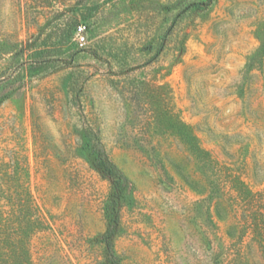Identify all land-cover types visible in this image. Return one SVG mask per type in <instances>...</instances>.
Segmentation results:
<instances>
[{
	"label": "rangeland",
	"instance_id": "obj_1",
	"mask_svg": "<svg viewBox=\"0 0 264 264\" xmlns=\"http://www.w3.org/2000/svg\"><path fill=\"white\" fill-rule=\"evenodd\" d=\"M159 1L0 0V79L12 74L0 80L12 91L0 101V216L11 264H104L114 182L86 121L131 182L114 236L121 264H264V53L253 62L264 0H211L184 18L178 61L170 37L147 62ZM70 16L91 47L80 57L81 90L70 68L16 76L29 49L71 30ZM114 46L144 66L126 74L97 59ZM171 113L209 151L212 171L169 128ZM31 216L45 224L33 235Z\"/></svg>",
	"mask_w": 264,
	"mask_h": 264
},
{
	"label": "trees",
	"instance_id": "obj_2",
	"mask_svg": "<svg viewBox=\"0 0 264 264\" xmlns=\"http://www.w3.org/2000/svg\"><path fill=\"white\" fill-rule=\"evenodd\" d=\"M210 5L211 0H170L167 2L160 0L155 11L162 14V21L159 23V27L156 31H154L152 38L144 42L142 46L143 52L152 53L147 62H155L162 56L170 37H176L174 41V49L176 61H178L186 50V38L185 36L181 37L179 35L183 29L182 22L184 18L189 15L191 16L205 12L209 9ZM83 16L88 18L91 16V13L87 11V13ZM169 16L172 18V23L167 24L165 23V18ZM67 20L71 30L68 32L63 31L64 34L58 43L29 49L30 58L25 63L19 62V69L16 71V76H19L21 77V80H24L26 77L33 78L51 68H70L71 70H74L73 75L78 73L74 77L75 80L73 81V89L77 90V92L81 90L82 85L79 82L80 77H82L85 70L81 69L82 64L80 63V57L86 54L88 49H91V47L84 48L79 42H75V33L81 25L76 23L71 16L68 17ZM84 27L86 29L90 26L84 24ZM257 31L261 46L257 49L253 62H255L256 59L261 60L264 53V23L258 27ZM47 36L50 39L52 35L47 34ZM97 59L106 65L116 66L121 73L126 74L134 70L136 67L144 66L139 63L137 65L131 64L129 59L122 54L117 46L107 49L106 55H98ZM11 78L12 74L4 76L0 80L5 81ZM11 93L12 91L6 89V85L0 87V101L9 97ZM76 96L79 107H81L80 95ZM83 116H86L85 113H83ZM168 126L172 132L175 133L187 146L189 151L197 157V159H199L205 167L212 171L211 169H213V163L210 153L199 144L192 128L175 113L170 114ZM84 131L85 135L89 138L91 148L97 156L100 165L113 178L114 182L113 191L108 195L104 204V212L107 218V228L100 237V241L104 243L106 248L104 264H121L114 249V236L119 226L118 206L123 199L129 197L131 182L128 176L111 159L100 139L98 130L91 125L90 121H86ZM211 183H213V181H211ZM29 209L30 213H34L35 208L33 205H30ZM7 221L8 217L2 218V216H0V230H4L2 231L4 235H0V256H2V264L12 263L10 258L6 255V248H9L11 244L9 239L10 236H8L5 231L6 229H2L8 227ZM44 226L45 224L42 219L31 216L28 221V233L33 235L36 231L44 228ZM2 248L3 250L1 251Z\"/></svg>",
	"mask_w": 264,
	"mask_h": 264
},
{
	"label": "built area",
	"instance_id": "obj_3",
	"mask_svg": "<svg viewBox=\"0 0 264 264\" xmlns=\"http://www.w3.org/2000/svg\"><path fill=\"white\" fill-rule=\"evenodd\" d=\"M85 28V27H84ZM82 31H83V27L81 26L80 27V32L78 33V39H79V43L82 45L84 40H85V36L82 35Z\"/></svg>",
	"mask_w": 264,
	"mask_h": 264
}]
</instances>
